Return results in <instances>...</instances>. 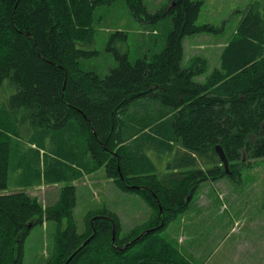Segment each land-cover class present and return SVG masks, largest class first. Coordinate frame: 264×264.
I'll list each match as a JSON object with an SVG mask.
<instances>
[{
	"label": "trees",
	"instance_id": "1",
	"mask_svg": "<svg viewBox=\"0 0 264 264\" xmlns=\"http://www.w3.org/2000/svg\"><path fill=\"white\" fill-rule=\"evenodd\" d=\"M114 1L0 0V86L9 79L16 87L0 102V264H23L25 238L45 220L55 222L54 244L41 264H63L69 257L66 264H189L161 236L167 224L186 210L200 182L236 179L251 159L264 157L261 2L244 10L218 67L208 73L198 56L182 64L183 39L218 33L221 26L196 22L202 0H169L146 16L171 20L164 47L134 61L119 54L101 76L82 68V60L96 53L83 46L93 41L95 9ZM125 3L136 16L147 12L142 0ZM118 34L126 36H112ZM200 75L203 80L195 79ZM23 131H41L26 141L42 170L21 186L72 181L81 176L74 165L86 172L102 167L120 189L141 195L150 218L121 239L116 213L91 210L79 232L73 184L62 185L58 199L45 205L23 190L3 192L10 171L27 160L12 152L13 136ZM148 147L174 155L169 172L156 168ZM174 147L183 150L174 153ZM81 154L92 163L80 161Z\"/></svg>",
	"mask_w": 264,
	"mask_h": 264
},
{
	"label": "rangeland",
	"instance_id": "2",
	"mask_svg": "<svg viewBox=\"0 0 264 264\" xmlns=\"http://www.w3.org/2000/svg\"><path fill=\"white\" fill-rule=\"evenodd\" d=\"M202 1V8L196 22L221 26V30L218 33L200 32L186 36L183 43L182 64L187 65L198 56L204 60L205 71L208 73L213 68L218 67L219 56L224 43L234 35L244 10L256 0ZM258 1L264 6V0ZM142 2L147 12H139L137 16L133 14L125 0H115L112 4H103L95 9L93 41H88L89 43H85L83 47L87 50L96 51V53L91 58L82 60L83 69L92 70L104 76L118 63L119 54L126 53L129 60L134 61L145 54L160 51L164 47L167 33L171 28V20L169 17H163L153 21L152 18L146 16L166 5L168 6L169 0H142ZM116 31L125 32L126 36L120 34L112 36ZM203 78L204 75H200L195 79L201 81ZM15 91L16 87L9 79H5L0 86V102H5ZM31 133L39 137L41 131H23L21 137L13 136L12 138L13 155H21L27 160L22 162L20 167L10 171L9 185L3 192L23 190L36 197L42 205L51 204L55 200V195L57 196L56 200L58 199L59 188L62 185L72 183L66 181L59 182L56 186L51 185V192H47L46 196L43 186L40 187L38 184H36L37 186H21L26 179L34 180L37 171L42 170L41 166L35 165L31 160L30 144L26 141ZM44 140L47 145L50 144L48 137ZM147 152L154 156V164L160 172L165 170V173L169 172L170 169L168 168L174 163L173 156L158 154L153 147H148ZM91 177L94 179L93 181L80 182L77 185L76 205L73 212L77 231L80 232L84 229V216L91 210L106 208L116 213L120 220L118 236L121 239L150 218L152 209L141 195L120 189L112 179L107 178L104 168L101 167L93 171ZM224 179L227 184L226 187L229 188L226 191L227 196L224 195V202L226 205L234 206L235 209L244 206L239 211L237 218V222L238 220L240 222L238 226L244 223L241 228L243 236L238 234L230 252L219 254V259L227 260L228 264H264V236L260 238L255 236L261 232L264 233V224L261 227V223H258L256 230L255 224L252 225L249 222L253 220L264 221V157L251 159L249 164L241 168L236 179ZM209 181L215 180H205L197 186V192H194L195 197L189 202L192 205L191 210L195 211H191L190 214H199L198 209H209L204 208L208 200L209 207L217 202L213 195V188H210L208 184H203V182ZM46 189L48 190V187ZM217 196L222 197L219 194ZM166 227L161 236L178 249L176 243L174 242V244L169 237L172 231H177L175 235H178V233L182 234L183 230L174 225L168 230ZM54 231L55 222L52 220H45L43 223L32 227L24 241L23 264H41L48 257L54 244ZM178 251L191 264L179 249Z\"/></svg>",
	"mask_w": 264,
	"mask_h": 264
},
{
	"label": "crops",
	"instance_id": "3",
	"mask_svg": "<svg viewBox=\"0 0 264 264\" xmlns=\"http://www.w3.org/2000/svg\"><path fill=\"white\" fill-rule=\"evenodd\" d=\"M184 39H183V43H184ZM70 141L71 139H69V142ZM179 149L181 151L183 150L180 147H174L173 152L175 153V151ZM148 155L153 161L154 156L151 155L149 152ZM170 156L174 157L173 154H171ZM79 159L85 164H88V162L90 164L92 163L91 159L88 158L87 154H81V157ZM71 167L73 168V170H76L81 173V176L71 181V183L75 186V191H77L78 183L80 182L84 183L85 181L88 183V181L94 180L91 177L93 175V171L88 173L80 165L79 166L74 165ZM165 172L166 170L161 171V173L163 174H165ZM101 179L104 180L103 178ZM58 183L59 182L57 183L42 182L38 185L40 187L43 186L44 194L46 196L47 192H51L50 191L51 185L56 186ZM203 184H208L210 188H213V195L215 196L217 202L211 204V207H209L208 205L209 200H208L204 208H209V209L200 210L197 208L199 212V214L197 215L190 214L191 211H195V210H191L192 205L189 204L184 212L179 214L173 221H170L168 223L166 229L168 230L171 226L174 225L176 227H180V229L183 230V233L182 234L178 233V235H175L177 231L175 230L172 231L171 236L169 238L173 243L174 242L176 243V246L178 247L180 252L188 259V261L191 264H228L227 260L224 261L223 258L219 259V254L229 253L232 247L234 246L233 243L236 240L238 234L243 236V230H241V228L244 222L240 226H238V223L240 222L239 220L237 222V218L239 215V211H241V209L244 208V206L235 209L234 206L230 204L228 205L225 204L224 195L227 196L228 193L226 191L229 188L226 187L227 184L224 178H220L215 181H209L207 183L203 182ZM47 187L48 190L46 189ZM218 194L221 195L222 197L219 198L217 196ZM193 197H195V194H193L192 199ZM56 198L57 196L55 195V200ZM200 208L203 207L200 206ZM249 222L252 225L255 224L254 227L256 230L258 229V223H261L260 224L261 227L264 224V221L262 220L261 221L253 220ZM255 233L252 232L253 235H255ZM255 236L260 238L264 236V233L261 232L258 236L257 235Z\"/></svg>",
	"mask_w": 264,
	"mask_h": 264
},
{
	"label": "water",
	"instance_id": "4",
	"mask_svg": "<svg viewBox=\"0 0 264 264\" xmlns=\"http://www.w3.org/2000/svg\"><path fill=\"white\" fill-rule=\"evenodd\" d=\"M217 153L219 154L220 158L223 160V166H224V169L226 171V173H230V170H229V165H228V160L226 159L225 155H224V152L222 150V148L220 146H216L215 147ZM94 231V230H93ZM114 232H115V228L114 226H112V237L114 235ZM145 232H147V230H145ZM142 234V233H141ZM140 235H138L135 239L139 238ZM133 241V240H132ZM131 241V242H132ZM87 242V240H85L81 246H83L85 243ZM127 245V244H126ZM70 259V257L67 259V261L63 264H66L68 262V260Z\"/></svg>",
	"mask_w": 264,
	"mask_h": 264
}]
</instances>
